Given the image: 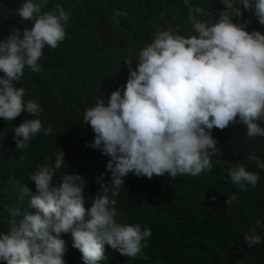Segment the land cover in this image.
Listing matches in <instances>:
<instances>
[{
    "label": "clouds",
    "instance_id": "clouds-1",
    "mask_svg": "<svg viewBox=\"0 0 264 264\" xmlns=\"http://www.w3.org/2000/svg\"><path fill=\"white\" fill-rule=\"evenodd\" d=\"M46 3L22 0L16 16L30 21L31 28L22 33L13 29L0 39V119L5 121L22 112L39 117L42 111L35 100H25V89L16 85L26 68L40 71L45 46L55 49L65 39L69 14L59 4L55 10L42 11ZM241 6L264 28V0H224V10L214 22L190 17L192 31L186 36L172 29L157 30L137 53L134 70L133 62L124 59L128 77L123 90L112 91L106 104L103 97H96L81 119L94 134L87 147L108 157L107 180L104 172L95 178L99 188L86 209L80 175L66 172L58 186L51 183L65 164L63 152L57 150L54 163L39 166L27 177L35 192L20 188L22 195H30L35 212H26L15 222L19 210L8 209L14 222L6 232L0 231V262L65 264L67 248L61 234H70L83 264H101L105 245L135 258L147 244L166 246L172 241L167 224L173 213L160 211L155 195L138 199L118 195L129 173L148 179L156 175L153 180H160L165 174L175 179L210 171V158L219 152L213 128L238 123L245 126L248 138L264 136L258 123H264V34L247 31V21L232 22L243 17ZM12 132L19 150L37 133L47 136L50 129H42L40 120L33 118ZM247 159L264 171L259 157L249 153ZM227 176L240 191L255 188L259 179L241 163L230 167ZM152 188L157 191L160 186ZM233 201L234 197L225 203ZM255 228L264 230L259 219ZM243 238L249 248L261 242L255 229Z\"/></svg>",
    "mask_w": 264,
    "mask_h": 264
},
{
    "label": "trees",
    "instance_id": "trees-1",
    "mask_svg": "<svg viewBox=\"0 0 264 264\" xmlns=\"http://www.w3.org/2000/svg\"><path fill=\"white\" fill-rule=\"evenodd\" d=\"M21 3L0 0V39L7 38L13 29L22 33L31 28L30 21L16 16ZM57 4L69 14L65 39L55 49L45 46L38 61L40 71L33 73L26 68L16 85L25 89L24 99L35 100L42 111L39 117L22 112L11 121L0 119L3 232L14 222L9 208L19 210L15 222L24 213L35 212L29 205L30 195H22L20 188L35 192L34 183L27 177L39 166L54 163L57 150L63 152L65 164L51 183L58 186L66 172L80 175L85 181V208L90 206L92 193L99 188L95 178L104 172L107 180L108 157L87 147L94 134L81 120L84 110L94 106L96 97H103L106 104L112 91L117 87L123 90L128 77L124 59L133 62L134 70L137 53L151 42L157 30L172 29L186 36L192 31L190 17L212 23L224 10V0H47L42 11L55 10ZM243 21L248 22L247 31L264 34L250 10L243 12L240 20H232ZM33 118L50 132L47 136L37 133L26 148L17 150L13 127ZM258 123L264 127V123ZM212 136L219 152L211 156L212 168L206 173L175 179L165 174L160 180H153L156 175L148 179L129 173L123 178L119 198L124 194L134 199L155 195L153 200L159 202L160 211L173 213L167 224L172 241L166 246L147 244L135 258L122 256L105 245L101 264H264V230L255 228L257 219L264 225V171L247 159L252 153L264 161V136L248 138L245 126L238 123H230L223 130L213 128ZM237 163L258 174L255 188L246 186L240 191L231 183L227 172ZM154 185L160 189L156 191ZM233 197L227 205L225 201ZM118 211L122 214L119 207ZM250 229L261 236V242L251 248L243 238ZM61 238L67 248L65 264H83L80 252L71 246L70 234H61Z\"/></svg>",
    "mask_w": 264,
    "mask_h": 264
}]
</instances>
